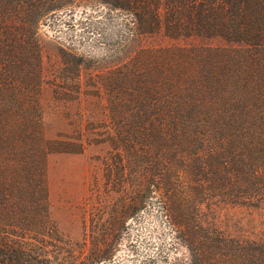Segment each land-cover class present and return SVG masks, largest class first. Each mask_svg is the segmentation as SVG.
I'll use <instances>...</instances> for the list:
<instances>
[{
  "label": "trees",
  "instance_id": "trees-1",
  "mask_svg": "<svg viewBox=\"0 0 264 264\" xmlns=\"http://www.w3.org/2000/svg\"><path fill=\"white\" fill-rule=\"evenodd\" d=\"M107 3L130 14L137 34L163 27L172 37H222L247 48H145L101 75L113 126L95 140L111 149L76 240L49 216L40 160L85 144L46 139L37 128L39 25L74 0H0V150L19 161L1 180L5 197L18 202L0 210V264H264V0ZM64 53L74 81L54 93L71 100L81 92L82 58ZM12 116L35 125L9 131ZM25 147L32 165L20 158ZM145 211L162 218L168 242L143 257L131 243L118 259L122 238Z\"/></svg>",
  "mask_w": 264,
  "mask_h": 264
},
{
  "label": "rangeland",
  "instance_id": "rangeland-1",
  "mask_svg": "<svg viewBox=\"0 0 264 264\" xmlns=\"http://www.w3.org/2000/svg\"><path fill=\"white\" fill-rule=\"evenodd\" d=\"M133 31L130 14L116 9L107 0H74L70 9L52 14L39 25L42 83L41 119L37 121V128L46 139L85 144L81 152H45L40 160L48 189L49 216L63 234L76 240L83 237L85 202L95 179L102 178V161L111 149L109 143L95 140L112 131L113 126L110 96L100 86L101 75L128 62L145 48H247L244 43L222 37H172L163 27L153 34ZM64 50H71L82 58L76 80L81 92L71 100L56 97L54 93L55 88L60 92L70 90V83L74 81L67 71L71 57ZM8 124L7 130L13 132L35 125L28 116H12ZM31 148H22L19 153L26 165H32L36 159L30 153ZM13 158L12 154L2 157L0 150V210L3 206L12 209L18 202L16 196L5 197L1 184L4 172L13 171L19 165ZM169 236L158 213L145 211L132 221L130 231L121 240L117 257L125 258L133 246L140 250L142 257L152 254L168 242ZM174 255L170 253L171 258Z\"/></svg>",
  "mask_w": 264,
  "mask_h": 264
}]
</instances>
